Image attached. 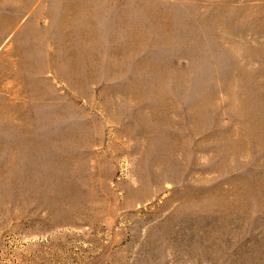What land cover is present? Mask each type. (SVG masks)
I'll return each instance as SVG.
<instances>
[{
  "label": "rangeland",
  "instance_id": "374dc122",
  "mask_svg": "<svg viewBox=\"0 0 264 264\" xmlns=\"http://www.w3.org/2000/svg\"><path fill=\"white\" fill-rule=\"evenodd\" d=\"M0 264H264V0H0Z\"/></svg>",
  "mask_w": 264,
  "mask_h": 264
}]
</instances>
